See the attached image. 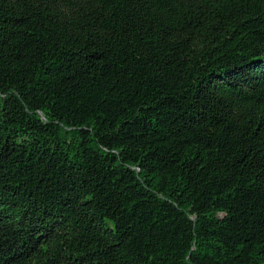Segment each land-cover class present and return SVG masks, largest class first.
<instances>
[{"label":"trees","instance_id":"16d2710c","mask_svg":"<svg viewBox=\"0 0 264 264\" xmlns=\"http://www.w3.org/2000/svg\"><path fill=\"white\" fill-rule=\"evenodd\" d=\"M0 264H264V0H0Z\"/></svg>","mask_w":264,"mask_h":264}]
</instances>
